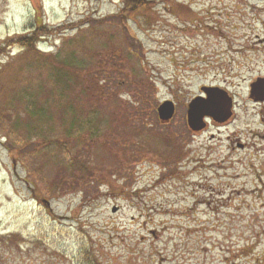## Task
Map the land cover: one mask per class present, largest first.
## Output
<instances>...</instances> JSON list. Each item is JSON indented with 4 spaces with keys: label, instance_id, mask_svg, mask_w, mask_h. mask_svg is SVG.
<instances>
[{
    "label": "rangeland",
    "instance_id": "rangeland-1",
    "mask_svg": "<svg viewBox=\"0 0 264 264\" xmlns=\"http://www.w3.org/2000/svg\"><path fill=\"white\" fill-rule=\"evenodd\" d=\"M140 1L0 0V264H264V0Z\"/></svg>",
    "mask_w": 264,
    "mask_h": 264
},
{
    "label": "water",
    "instance_id": "water-1",
    "mask_svg": "<svg viewBox=\"0 0 264 264\" xmlns=\"http://www.w3.org/2000/svg\"><path fill=\"white\" fill-rule=\"evenodd\" d=\"M203 91L207 98L198 97L189 105L188 123L193 131L203 130L206 127V118L218 121L222 116L226 120L232 115V99L225 91L218 88H203ZM174 113L175 107L170 101H166L158 107L159 117L163 121L172 119Z\"/></svg>",
    "mask_w": 264,
    "mask_h": 264
},
{
    "label": "flooded vegetation",
    "instance_id": "flooded-vegetation-1",
    "mask_svg": "<svg viewBox=\"0 0 264 264\" xmlns=\"http://www.w3.org/2000/svg\"><path fill=\"white\" fill-rule=\"evenodd\" d=\"M264 79L262 78V80L259 82L258 85H254L255 82L251 83L250 85V100L253 104L257 105V106H264V93L263 94H259L256 89L258 88H261V86H263L264 83ZM262 84V85H261ZM255 86H258L255 88ZM222 88V87H220ZM224 90H226L228 92V96H230L232 99H233V110H232V115L230 116V118L224 120V117H220L218 121H213V120H210V119H207V124L211 123V122H214L215 125L217 126L218 128V132H220L219 134V137H221L222 133V128H228L234 121V119L236 118L237 116V101L235 100V95H233L231 92H229L228 88H222ZM201 96H206L204 94V92H201ZM175 103V102H174ZM176 105V103H175ZM176 111H177V105H176ZM261 123H257V128H254V129H250L249 132H250V135L252 136V138H254V141L257 142L255 144H264V119L260 120ZM227 142H229L230 144L232 143V145L234 146V144H236V140L232 139L231 136H227ZM221 141V140H219ZM239 148L243 149L244 146L241 145V144H238Z\"/></svg>",
    "mask_w": 264,
    "mask_h": 264
},
{
    "label": "trees",
    "instance_id": "trees-1",
    "mask_svg": "<svg viewBox=\"0 0 264 264\" xmlns=\"http://www.w3.org/2000/svg\"><path fill=\"white\" fill-rule=\"evenodd\" d=\"M142 4H146V2L139 0V5ZM44 32L45 31H32L29 35L19 37V39H17V44H19L20 48L26 53L33 52L41 56V58L48 59L49 57V59H51V55H46V53L42 52L38 46V42L41 39L40 33L42 34Z\"/></svg>",
    "mask_w": 264,
    "mask_h": 264
}]
</instances>
